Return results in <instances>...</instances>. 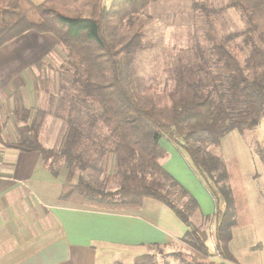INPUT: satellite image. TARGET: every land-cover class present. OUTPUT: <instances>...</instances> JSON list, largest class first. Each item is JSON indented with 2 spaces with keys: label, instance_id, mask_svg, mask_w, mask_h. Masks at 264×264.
Listing matches in <instances>:
<instances>
[{
  "label": "trees",
  "instance_id": "1",
  "mask_svg": "<svg viewBox=\"0 0 264 264\" xmlns=\"http://www.w3.org/2000/svg\"><path fill=\"white\" fill-rule=\"evenodd\" d=\"M154 2L0 0V48L29 31L58 40L64 57L56 65L61 78L50 108L65 124L59 148L47 149L38 138L44 112L28 123L29 110H16L15 138L2 137L0 120V145L40 154L56 178L64 171L61 201L106 210H138L146 199L161 203L186 227L180 241L193 258L225 264L233 261L228 244L236 211L228 173L213 151L232 131L254 140L264 116V0H228L220 9L193 0L205 25L202 44L194 49L196 62L177 65L173 84L160 91L140 89L132 72L133 55L147 49V11ZM230 8L243 16L244 27L222 34L212 17ZM163 142L180 151L199 176L209 177L224 199L225 211L211 233L221 263L212 261L207 244L211 219L200 215L196 200L163 168L168 156ZM255 145L264 166V149ZM108 156L115 165L111 175L103 170ZM149 251L132 264H170ZM169 255L178 261L176 253Z\"/></svg>",
  "mask_w": 264,
  "mask_h": 264
},
{
  "label": "crops",
  "instance_id": "2",
  "mask_svg": "<svg viewBox=\"0 0 264 264\" xmlns=\"http://www.w3.org/2000/svg\"><path fill=\"white\" fill-rule=\"evenodd\" d=\"M63 57L54 36L34 31L0 48L2 137L15 138L16 110H29L28 123L43 111L39 141L47 149L59 148L65 124L54 116L50 94H58L61 77L55 69ZM161 145L168 154L163 168L194 197L200 215L211 219L215 204L187 158L169 143ZM114 166L113 157H106L105 175H111ZM64 173L52 176L36 152L0 145V264H132L152 247L180 241L185 235L184 224L154 200H144L138 210L61 201ZM194 219L201 223L199 215ZM249 220L250 228L256 218L249 216ZM233 234L228 249L234 260H222L225 264H264L263 237L254 239L259 241L257 247L236 249L231 245Z\"/></svg>",
  "mask_w": 264,
  "mask_h": 264
},
{
  "label": "rangeland",
  "instance_id": "3",
  "mask_svg": "<svg viewBox=\"0 0 264 264\" xmlns=\"http://www.w3.org/2000/svg\"><path fill=\"white\" fill-rule=\"evenodd\" d=\"M105 1L109 3L110 0ZM195 1L199 5H206L213 9H220L228 3V0ZM147 14L150 16L146 25L147 49L133 55L132 72L140 89L151 86L160 91L173 84L177 65H191L196 62L194 49L198 44H202L205 33L204 19L193 8V0H155L150 5ZM212 18L222 34L241 31L244 27L243 16L232 8ZM34 85H36L35 82ZM253 133L254 140H251L250 135H241L237 131H232L213 151L221 158L228 173L226 183L232 193V207L236 211L234 215L236 225L231 229V233L234 232L231 245L236 249L243 247L242 245L257 247L260 245L259 241L256 243L254 239L264 238V166L254 153L255 142L261 149H264V116ZM13 135H16V131ZM106 164L109 165L108 161ZM193 169L196 173V169ZM198 177L212 198L215 208L219 210L217 217L215 216L214 219V213L211 217V224L205 229H207V244L212 254V261L221 263L222 260L213 246L212 234L218 219L225 211L224 199L209 177L199 175ZM97 178L101 181L103 176L99 179L97 175ZM249 216L256 218L252 221L254 226L250 228ZM149 252L155 255L157 261L164 260L170 264H181V260L189 264L192 259L193 263L202 262L199 258L192 257L191 248L182 241H176L164 248H152ZM171 252L176 253L178 261L169 255ZM202 263L209 264V262Z\"/></svg>",
  "mask_w": 264,
  "mask_h": 264
}]
</instances>
